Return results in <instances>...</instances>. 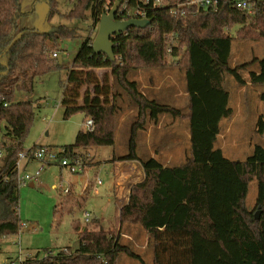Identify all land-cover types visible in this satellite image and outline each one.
Wrapping results in <instances>:
<instances>
[{
    "label": "trees",
    "instance_id": "1",
    "mask_svg": "<svg viewBox=\"0 0 264 264\" xmlns=\"http://www.w3.org/2000/svg\"><path fill=\"white\" fill-rule=\"evenodd\" d=\"M126 1L134 7L137 0H77L67 19L87 21L91 11L97 27L108 9ZM57 12L52 1L47 20ZM147 12L149 27L133 28L113 39L114 62L95 54L92 37L83 43L64 84L61 106L65 120L83 114L95 126L92 132L80 131L74 145L66 146L60 157L75 160L82 150L115 146L117 120L124 114V106L136 107L128 154L119 161L140 163L145 178L132 186L128 202L120 210V222L122 226L139 225L147 232L152 261L123 244L121 234L115 236L100 225L78 229L77 249L48 252L44 258L38 254L26 264H120L121 256L138 264H264V148L256 146L244 162L231 161L216 148L222 122L233 116L225 77L232 76L240 86L250 82L264 87V58L232 66L234 41H264V2L258 3L253 14L229 4L216 12L190 10L177 20L152 5ZM22 16L21 0H0V150L4 155L0 166V255L4 239L21 231L16 164L36 119L34 104L15 102L16 94L32 95L37 79L60 69L63 63L48 56L60 42L77 37L76 30L66 27L54 33L19 31ZM236 27V37H232L229 33ZM172 33L185 49V62L173 65L186 76L190 100L186 116L149 99L130 80L135 72L168 69L167 59L179 58L177 47L173 56L168 54ZM100 71H106L104 76H99ZM243 73L249 74V80ZM166 114L189 121L190 153L176 168L165 167L154 158L143 160L138 154L139 133ZM257 129L264 134L263 116ZM253 182L258 194L250 209Z\"/></svg>",
    "mask_w": 264,
    "mask_h": 264
},
{
    "label": "rangeland",
    "instance_id": "2",
    "mask_svg": "<svg viewBox=\"0 0 264 264\" xmlns=\"http://www.w3.org/2000/svg\"><path fill=\"white\" fill-rule=\"evenodd\" d=\"M52 1H55L58 12L48 21ZM76 1L21 0L23 16L18 22L19 31L54 33L61 27L77 31V37L60 42L58 48L48 56L51 58L52 54L57 53L62 58L63 66L37 79L32 95L16 94L15 102H32L36 112V119L25 139V150L38 146L51 148L61 154L66 146L74 145L77 134L86 129L87 119L83 114H76L65 120L61 106L64 84L72 63L83 43L89 37L95 39L99 29V26H94L91 11L87 13V21L67 19ZM238 29L239 27L234 28L229 34L236 37ZM175 43L180 55L179 58L167 59L170 68L162 71L135 72L131 74L130 80L136 81L149 99L173 107L186 116L189 113L190 102L186 76L181 69L173 65L185 62V49L184 44H178L176 40ZM254 58H264V41H234L233 67L251 62ZM56 63L59 64V59ZM105 72L100 71L99 76H104ZM153 75L155 85L149 81ZM243 76L249 80L248 73H243ZM224 85L230 94L233 116L222 122V133L216 148L221 149L227 159L244 162L253 154L256 146L264 148V134H260L257 129L259 118L264 117V87L252 86L250 82L246 86H240L229 75L225 77ZM147 86L148 90L143 88ZM136 119V107L133 105L129 107L126 104L124 114L117 120L115 146L81 151L79 159L87 166L84 174H72L67 168L61 167L60 163H54L44 169L34 187H31V183L20 185L19 216L21 223H26L27 227L22 228L19 235L3 242L0 264H5L10 259L11 250L17 253L19 245L25 254L33 256L40 254L41 258L48 252L58 254L65 248L77 249L78 229H94L100 225L105 230L113 232L115 236L121 234L123 244L151 263L153 255L147 232L139 225L122 226L120 222V210L127 204L132 186L143 179L144 170L140 163H129L130 161L113 166L116 160L128 154L131 128ZM159 136L164 139L165 149H159L155 145V138ZM137 144L141 159L154 158L170 168L179 167L183 165L191 149L189 121L187 118L174 119L170 115H162L157 123H150L146 131L139 133ZM168 161L170 164H167ZM38 169L39 163L34 162L23 170V174L32 175ZM109 175L118 178L113 185L115 205L111 204ZM98 180L103 182L98 188V195L91 187L83 193L88 183ZM66 189H71L70 195L64 193ZM257 194L258 186L253 182L248 198L250 209L254 208ZM86 212L92 215L90 223H86ZM119 263L138 264L126 256H121Z\"/></svg>",
    "mask_w": 264,
    "mask_h": 264
},
{
    "label": "built area",
    "instance_id": "3",
    "mask_svg": "<svg viewBox=\"0 0 264 264\" xmlns=\"http://www.w3.org/2000/svg\"><path fill=\"white\" fill-rule=\"evenodd\" d=\"M259 2H264V0H178L175 3L165 0H137L136 5L133 7L130 6L129 1H126L124 4H121V7L118 11V14L121 17V20L118 19V21L127 22L130 20H149L147 8L150 5L158 8L160 11L167 12L172 19L177 20L179 18L185 17L187 12L190 10H210L216 12L222 5L225 4H229L233 8L244 11L248 14H253ZM110 10L111 9H108L105 13H108ZM169 38L170 43L168 46V54L173 56L176 46L175 34L172 33ZM51 58L56 60L59 59V56L57 53H54L52 54ZM94 126L95 125L92 120H87V131L92 132L94 130ZM60 156V154L47 147L38 148L36 150L31 148L21 152L19 155V160L16 164L19 186L26 185L27 183L35 185L44 169L54 163H60L61 167L67 168L72 174L85 173L87 166L82 163L80 159H61ZM3 157V152L0 150V162L2 161ZM34 162L39 163V169L32 175L23 174L24 168ZM102 185L103 182L101 180H98L94 183H88L83 193L88 190V187H91L92 191L98 195V188ZM64 193L66 195H70L71 189H66ZM85 219L86 223H90L92 221V215L86 212ZM26 227V223H20V229ZM10 255L14 256V258L7 260L5 264H26V262L33 257V255L25 254L20 245L17 253H15L14 250H11Z\"/></svg>",
    "mask_w": 264,
    "mask_h": 264
},
{
    "label": "water",
    "instance_id": "4",
    "mask_svg": "<svg viewBox=\"0 0 264 264\" xmlns=\"http://www.w3.org/2000/svg\"><path fill=\"white\" fill-rule=\"evenodd\" d=\"M121 7V2H117L108 13H104L99 22V29L94 39L93 48L97 55L103 54L109 60H116L114 53L113 39L120 34L126 33L130 29H144L150 26L149 20H130L121 22L117 20V14ZM59 64H62V58L59 57ZM34 187V184H31ZM256 219H260V213L256 214Z\"/></svg>",
    "mask_w": 264,
    "mask_h": 264
},
{
    "label": "crops",
    "instance_id": "5",
    "mask_svg": "<svg viewBox=\"0 0 264 264\" xmlns=\"http://www.w3.org/2000/svg\"><path fill=\"white\" fill-rule=\"evenodd\" d=\"M149 81H152L153 82V85H155V75H153V76H151L150 78H149ZM144 89H146V90H148V86L147 87H143ZM163 141H164V139H163V137L162 136H159L157 139L155 138V145L159 148V149H165L164 147V145H165V143H163ZM157 157H160V156H158L157 155ZM129 162V161H128ZM119 163H125V162H122V161H115L114 163H113V166H115V165H119ZM129 163H133V162H129ZM138 163V162H137ZM167 164H170L169 163V161L167 162ZM30 165V164H29ZM28 165V166H29ZM163 165L165 166V167H169V166H167L165 163H163ZM27 167H25L24 169H26ZM109 178L111 179V181H110V194H111V196H112V202L110 201V199H109V201L111 202V204L112 203H114V205H115V200H114V195H113V185L115 184V182H116V180H118V178H116L114 175H109ZM142 180H141V182L144 180V178H145V174H143V176H142ZM140 183V182H139ZM11 237H6L4 240H8V239H10ZM10 259H12V258H14V256H12V255H10V257H9Z\"/></svg>",
    "mask_w": 264,
    "mask_h": 264
}]
</instances>
